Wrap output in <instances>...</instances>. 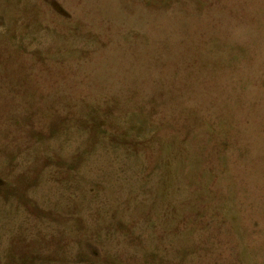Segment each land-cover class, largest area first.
Returning a JSON list of instances; mask_svg holds the SVG:
<instances>
[{"label":"rangeland","instance_id":"rangeland-1","mask_svg":"<svg viewBox=\"0 0 264 264\" xmlns=\"http://www.w3.org/2000/svg\"><path fill=\"white\" fill-rule=\"evenodd\" d=\"M0 264H264V0H0Z\"/></svg>","mask_w":264,"mask_h":264}]
</instances>
